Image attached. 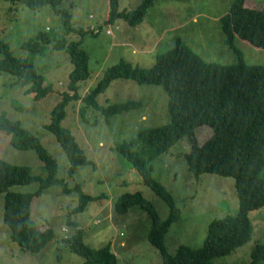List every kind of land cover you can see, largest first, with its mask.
Listing matches in <instances>:
<instances>
[{"label": "rangeland", "instance_id": "rangeland-1", "mask_svg": "<svg viewBox=\"0 0 264 264\" xmlns=\"http://www.w3.org/2000/svg\"><path fill=\"white\" fill-rule=\"evenodd\" d=\"M233 0H153L140 23L131 27L119 18L107 22L109 0H64L72 15L74 29L82 30V48L88 54L90 77L79 82L80 98L65 107L61 127L74 136L93 165H80L73 175L68 174L69 160L60 142L47 129L51 124L52 107L68 89V75L73 69L69 56L55 49V41L43 44L40 53L29 54L22 44L39 33L53 40L62 35L61 20L51 5L30 9L18 3L0 0V41L17 58H29L37 73L53 85V91L41 99L26 94L19 79L0 71V113L34 135L57 162V177L72 188L80 184L83 191L97 199L87 203L79 213L71 211L79 203L76 190L63 192L61 185L45 187L32 198L31 222L38 229L50 228L54 238L39 252L22 250L10 238V229L3 221L4 192L0 193V264H82L83 257L72 252L63 238L76 222L82 230L83 241L91 247L106 244L116 256L117 264H162L159 251L148 242L151 220L140 205H131L124 214L113 209L115 199L124 192L139 191L150 201L160 220L169 216V207L143 181L137 171L118 157L115 144L133 136L139 128L168 122V97L160 86L138 85L130 80L117 79L99 93L95 100L106 106L115 102L135 100L142 106L114 114L109 122L83 97L96 86L104 72L120 60L131 66L148 69L158 55L168 51L177 39L205 63L232 65L237 52L224 43L219 29V17L229 10ZM141 0H118V10H132ZM244 4L264 9V0H245ZM118 28L115 30V28ZM110 30L111 35L106 34ZM92 32L96 34L93 36ZM69 41L81 36L73 32L64 35ZM131 47L135 49L131 53ZM234 47L248 65H264V50L247 41L235 39ZM85 106L82 116L80 108ZM207 125L195 130L200 144L211 136ZM189 151L185 139L178 140L166 153L148 162L151 176L172 194L178 219L169 225L164 246L173 255L180 246L196 250L202 247L208 225L214 219L235 216L238 210L235 179L213 173L193 175L187 169L183 154ZM0 158L12 164L24 165L36 176H45L43 162L34 149L17 150L10 136L0 131ZM264 178V167L260 172ZM38 182L17 184L10 190L33 192ZM69 214L71 217L68 218ZM251 236L243 246L230 255L216 257L211 264H247L255 245L264 243V207L248 214ZM63 229L65 231H63ZM258 264H264L260 261Z\"/></svg>", "mask_w": 264, "mask_h": 264}, {"label": "trees", "instance_id": "trees-1", "mask_svg": "<svg viewBox=\"0 0 264 264\" xmlns=\"http://www.w3.org/2000/svg\"><path fill=\"white\" fill-rule=\"evenodd\" d=\"M30 9L51 5L60 16L62 35L53 40L42 33L22 44L29 54L40 53L43 44L55 41V49L64 51L73 65L68 75V91L63 93L51 111V124L45 126L60 142L69 160L68 174L71 176L80 165H93L85 151L71 133L61 127L65 107L80 98L78 83L90 77L88 54L82 48L83 32L74 29L72 15L64 0H7ZM153 0H141L132 10H118V0H109L107 22L122 18L128 26L142 21ZM245 0H233L228 12L219 17V29L224 43L237 52L238 61L232 65L205 63L189 50L181 39H177L168 51L158 55L148 69L131 66L119 61L109 67L90 92L83 97L86 105L98 110L106 123L114 114L142 106L140 101L126 100L99 105L95 98L117 79L130 80L138 85L160 86L166 92L169 112L168 122L158 126L139 128L134 135L115 144L116 155L139 173L142 181L169 207V216L160 220L153 205L141 192H124L113 203L116 214H124L131 205H140L151 220L148 242L160 253L162 264H211L216 257L230 255L246 244L251 236L248 214L264 207V178L260 175L264 167V65H248L242 54L234 47L235 39L249 42L255 48L264 50V9L244 4ZM78 33L79 40L67 41L64 35ZM93 36L94 34L92 32ZM0 71L15 75L25 86L26 94L34 93L41 99L53 91V85L37 73L33 62L27 58L13 57L5 43L0 41ZM85 106L80 108L83 116ZM207 125L212 134L198 143L195 130ZM0 131L10 136L12 147L17 150L34 149L43 162L45 176L31 174L30 168L12 164L0 158V193L4 192L3 223L10 229V238L28 252H39L54 238L50 228H37L31 222L33 196L52 185H61L63 192L76 190L79 203L71 211L79 213L88 202L97 199L83 191L80 184L70 188L57 177V162L40 145L38 139L0 113ZM185 139L189 151L183 154L187 169L193 175L213 173L231 176L237 188L238 210L235 216L214 219L208 225L202 247L193 250L180 246L169 255L164 246V236L169 225L178 219L171 192L151 176L149 161L166 153L178 140ZM38 182L33 192H17L10 187L17 184ZM71 217L69 214L68 218ZM74 232L63 238L69 249L82 256V264H117L116 256L106 244L91 247L84 243L82 230L76 222L68 220ZM264 261V243L254 246L250 262Z\"/></svg>", "mask_w": 264, "mask_h": 264}, {"label": "built area", "instance_id": "built-area-1", "mask_svg": "<svg viewBox=\"0 0 264 264\" xmlns=\"http://www.w3.org/2000/svg\"><path fill=\"white\" fill-rule=\"evenodd\" d=\"M117 29H118V28L116 27L115 30H117ZM106 34L111 35L112 32H111L110 30H107V31H106ZM63 231H65V230L63 229Z\"/></svg>", "mask_w": 264, "mask_h": 264}, {"label": "crops", "instance_id": "crops-1", "mask_svg": "<svg viewBox=\"0 0 264 264\" xmlns=\"http://www.w3.org/2000/svg\"><path fill=\"white\" fill-rule=\"evenodd\" d=\"M135 52H137V51H135V49L133 47H131V53L134 54Z\"/></svg>", "mask_w": 264, "mask_h": 264}]
</instances>
